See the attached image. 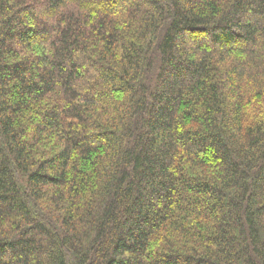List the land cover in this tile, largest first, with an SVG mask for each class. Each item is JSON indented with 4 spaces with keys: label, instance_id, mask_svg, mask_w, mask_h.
Masks as SVG:
<instances>
[{
    "label": "trees",
    "instance_id": "obj_1",
    "mask_svg": "<svg viewBox=\"0 0 264 264\" xmlns=\"http://www.w3.org/2000/svg\"><path fill=\"white\" fill-rule=\"evenodd\" d=\"M0 264H264V0H0Z\"/></svg>",
    "mask_w": 264,
    "mask_h": 264
}]
</instances>
